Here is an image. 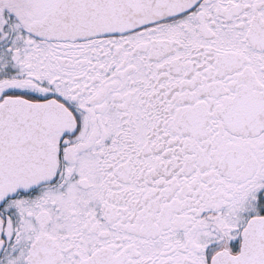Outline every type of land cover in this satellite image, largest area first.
Returning a JSON list of instances; mask_svg holds the SVG:
<instances>
[{"label":"snow or ice","instance_id":"6c2138e0","mask_svg":"<svg viewBox=\"0 0 264 264\" xmlns=\"http://www.w3.org/2000/svg\"><path fill=\"white\" fill-rule=\"evenodd\" d=\"M0 264H264V0H0Z\"/></svg>","mask_w":264,"mask_h":264}]
</instances>
